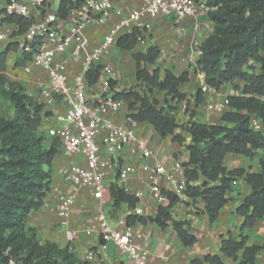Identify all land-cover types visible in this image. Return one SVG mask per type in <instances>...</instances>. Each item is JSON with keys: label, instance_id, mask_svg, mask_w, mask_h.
Instances as JSON below:
<instances>
[{"label": "trees", "instance_id": "16d2710c", "mask_svg": "<svg viewBox=\"0 0 264 264\" xmlns=\"http://www.w3.org/2000/svg\"><path fill=\"white\" fill-rule=\"evenodd\" d=\"M205 1L214 8L207 13L213 31L201 42L202 55L195 67L203 74L205 84L215 91L231 84L239 92L227 96L228 105L220 117L227 126L197 123L193 111H187L186 125L177 122L176 110L170 103H184L188 107L190 100L182 93L181 86L189 82V75L184 71L175 76L158 67L150 72L147 66L154 65L160 55L156 46L131 54L136 83L143 88L141 94L133 89L115 92L114 81H108V85L113 98L127 104L129 117L151 125L161 138L170 137L172 143L187 150L188 162L181 164L187 182L185 194L190 199L204 201L210 224L226 205L234 181L243 178L250 193L235 209V214L242 218L243 231L252 229L264 217V163L260 161V172L253 173L227 170L223 162L227 154L252 158L257 152L264 153V0ZM75 7L76 3L60 1L57 18L66 20ZM1 21L15 24L17 30L13 36L22 34L30 22L17 16H6ZM143 39V33L134 28L117 38L115 46L132 51ZM17 48V43H9L0 52V100L12 110L10 117L0 118V264H87L74 256L71 245L59 248L50 241L40 243L36 230L27 223L29 215L43 207L51 190L52 165L60 148L55 138L47 140L40 134L44 119L51 113L45 112V105L24 86L6 76L8 55ZM29 59L30 55L20 54L13 68H23ZM100 70L101 66L89 70L88 86L99 81ZM236 81L242 86L236 85ZM155 92L165 97V108L148 97ZM193 100L198 107L204 101V93L197 89ZM254 119L261 131L253 129ZM178 131L189 136L188 145ZM199 179H202L199 185H191ZM109 194L116 210L124 204L132 208L137 203L118 183L109 186ZM168 199L167 205L157 208L154 217H129L127 225L152 223L162 231L171 226L184 247L195 245L197 238L185 228L186 223L171 216L170 210L179 199L171 194ZM262 250L264 246L249 245L246 236L240 235L235 241L228 233L221 237V255H206L191 264H222V256L231 258L235 264H255L256 255Z\"/></svg>", "mask_w": 264, "mask_h": 264}, {"label": "crops", "instance_id": "0c3cea01", "mask_svg": "<svg viewBox=\"0 0 264 264\" xmlns=\"http://www.w3.org/2000/svg\"><path fill=\"white\" fill-rule=\"evenodd\" d=\"M55 1L58 2L57 0H50V7L55 4ZM23 2L28 4L31 0H23ZM138 5L139 3L137 1L115 0L113 2L112 13L105 23L94 25L92 28L86 26L81 30L85 39L83 53L76 58H70V51L68 52L69 55H67V75L69 79H72L81 70L83 56L99 46L108 31ZM143 23L148 25V28L143 33L144 39L136 45L135 49L132 51H123L116 46H112L109 48L108 54L101 58L100 66L107 65L113 70L114 82L116 83L114 91L118 92L129 89L136 84L135 64L131 58V54L143 52L149 46H156L160 50V55L154 65L159 66L161 71L167 69L175 76H178L184 71L188 72L189 82L181 86V91L187 96V99L191 100V94L199 87L201 80V73L197 70V74H195V71H193L195 64L192 59V43L195 40L202 42L209 36L213 31V24L209 21L207 15L200 16L197 19L185 17L181 20H176L170 16L155 15L144 17ZM196 26H198V30ZM57 28L64 33L67 30V25L65 22H58ZM16 30L15 24L3 23L0 20V34L6 36L5 40L0 39V52L9 43H16L13 36ZM128 32L129 30L120 33L119 37ZM19 57L20 53L18 52V48L9 53L6 62V76L11 81L19 82L36 99L37 96L33 92V87L38 86V82L41 79H45L46 82V73L40 69L24 71L23 68H13L14 61ZM147 69L149 70L148 66ZM101 88L99 82L93 86H88L87 94L89 98L99 96L102 93ZM221 89L215 93L204 94L203 103L194 109L195 122L227 126L221 121V113L204 111V107L201 108L212 100L221 101L222 98L226 97L222 96L223 92ZM213 94L215 95L213 96ZM232 94L234 92L230 90V92L228 91L224 95L228 96ZM41 96H43L42 93ZM43 99L44 104L50 106L48 108L51 111V116L47 121L43 122L40 128V134L45 139L50 140L47 135L48 130L63 125L58 121V117L62 116L65 111L58 110V107L60 105L63 107L64 105L60 100H56L54 103H57V105H55L54 103L49 104L45 97ZM38 100L41 102L40 99ZM126 105L121 109L120 113L112 116L114 123L118 125L124 123V115L127 112ZM182 107L185 108L184 103L178 105L175 116L179 124L186 125L189 117L183 113V110H181ZM200 109L203 110L201 115L198 112ZM179 111L182 112V115L177 117ZM178 133L183 136L185 145H188L190 143L189 136L183 131H178ZM136 134L147 143L152 153V159L149 161L140 160L138 157L130 155L127 149L117 156V160L128 162L137 168L136 175L132 176L126 183V188L130 195H133L136 191L147 190V166L154 162L163 165L166 171L175 177L183 176V172L178 169V166L187 163L189 159L188 152L183 146L172 143L170 137L161 138L153 127L147 123H138ZM98 142L100 144V137H98ZM100 153L103 158L106 157L102 146H100ZM260 161L264 163V153L261 151L257 152L252 158L227 154L224 158L223 166L227 170L243 169L247 172L258 173L260 172ZM75 164L84 166L83 160L78 156L64 157L59 154L55 157L52 165L51 190L43 207L38 212L30 214L27 223L30 228L36 230L37 239L40 243L50 241L55 243L59 248H65L71 245L74 256L79 261L87 264H98L97 260L88 261L87 251L89 248L98 247L100 238L98 235L86 231L85 228L92 224L94 217L101 211L106 214L108 222L114 224L122 217L126 204L122 205L119 210H116L112 207L113 199L109 191L104 192V202L100 203L91 197L89 191L85 189L77 190L75 187L69 185L65 180V176L69 167ZM201 181L202 179L191 182V185H199ZM105 183L109 189L112 183H117L116 177L114 175L108 177ZM161 186L164 189L170 188V185L165 179L161 181ZM55 188L62 191L64 195L76 194V203L73 205L66 226L61 224V219L56 212V206L60 198L56 194ZM249 193L250 188L243 178H238L234 181L230 192L227 194L228 201L226 205L220 210L217 220L211 224L209 223L208 216L204 212L205 204L201 198H189L186 201L177 202L171 208L170 213L174 220L185 222V228L197 238V243L191 247H184L181 244L171 226L164 231L152 223L144 225L135 224L131 228L142 235L139 243L150 254L149 264H191V261L202 260L206 255H221V237H225L228 233L235 241H238L239 236L243 235L247 237L249 245L264 246V217L258 220L252 229L241 231L242 218L235 214V209ZM142 208L143 217H154L158 206L147 195L144 198ZM189 213L195 215L193 221H187L186 216ZM68 230L75 232V237L72 242H69L66 238V231ZM167 245L169 246L168 259L160 260L158 257L165 253L164 248ZM238 259H240V254H238ZM103 260L107 264H130L118 253L114 246L110 245L106 250V256L103 257ZM222 264H235V262L231 258L222 256ZM255 264H264V250L256 255Z\"/></svg>", "mask_w": 264, "mask_h": 264}, {"label": "built area", "instance_id": "2783aa9c", "mask_svg": "<svg viewBox=\"0 0 264 264\" xmlns=\"http://www.w3.org/2000/svg\"><path fill=\"white\" fill-rule=\"evenodd\" d=\"M57 1L58 3L71 1L77 4L66 20L58 19L56 12L49 10L50 0H31L28 4L23 0H0V20L6 16H17L30 21L22 34L14 36L18 52L30 55L23 70L40 69L44 71L46 82L38 84L39 90L49 104L58 99L65 108L64 114L58 117V121L63 125L49 129L47 135L58 141L62 156H78L84 162V166L75 164L69 167L65 180L77 190L89 191L94 200L103 203L104 192L109 191L105 183L108 177L114 175L118 185L128 193L126 183L137 172L133 164L119 161L117 156L127 149L130 155L149 161L152 159V153L147 143L137 136L138 122L128 116V110L124 115L123 124L118 125L112 120V116L120 113L126 105L123 100L114 99L109 89L108 81L115 80L112 68L107 65L101 67L98 82L102 87V93L95 98H89L87 94L89 70L99 66L101 58L108 54L110 47L115 46L120 33L127 30L130 32L134 28L144 33L148 28V25L143 23L144 17L164 15L176 20L185 17L197 19L207 15L214 8L208 7L205 0H132L137 1L139 5L108 31L99 46L83 56L81 70L69 79L67 75L68 52L70 51V58L81 56L85 45L81 30L86 26L105 23L112 13L115 0ZM58 22H65L66 32L63 33L57 28ZM196 29H199L198 26ZM0 39L5 40L6 36L0 34ZM191 48L192 59L196 65L202 55L201 41L195 40ZM199 89L203 93L216 92L215 89L205 84L203 74H201ZM227 105L226 96L221 101H210L207 109L211 112L222 113ZM252 127L256 131L260 128L257 120H252ZM98 137H100V144ZM100 146L104 148L105 158L101 156ZM178 169L183 172L181 165ZM163 179L170 185L169 189L161 186ZM186 186L184 176L175 177L169 174L158 162L147 166V190L136 191L133 194L137 199L135 206L129 208L125 205L122 217L114 224H110L106 214L101 211L94 217L92 224L85 228L86 231L100 238L98 247L88 249V261L97 260L98 264H107L103 257L106 256V250L110 245L114 246L130 264H149L150 254L139 243L142 235L127 225V219L143 216V201L147 195L158 207L168 204L169 194L176 196L179 201H186L189 199L185 194ZM55 192L60 198L56 212L61 219V224L66 226L73 205L76 203V194L64 195L57 188ZM186 218L187 221H193L195 215L189 213ZM74 237V231H66V238L69 242H72ZM164 252L159 255L160 260L168 259V245L164 248Z\"/></svg>", "mask_w": 264, "mask_h": 264}, {"label": "rangeland", "instance_id": "374dc122", "mask_svg": "<svg viewBox=\"0 0 264 264\" xmlns=\"http://www.w3.org/2000/svg\"><path fill=\"white\" fill-rule=\"evenodd\" d=\"M57 6H58V2H56L55 1V4L53 5V6H51L50 7V11L51 12H55V10H56V8H57ZM92 27H94V25L92 26V25H90L89 26V28H92ZM145 32V31H144ZM99 66L101 65V61L99 62V64H98ZM155 67H158V68H160L159 66H151V65H148V68H149V70L150 71H152ZM198 69H196L195 67H194V70L193 71H195L194 73L195 74H197L196 73V71H197ZM257 72H259V69H258V66H257V70H256ZM41 82H45V79H41V81H39L38 82V84L39 83H41ZM235 84L236 85H238L239 87H241L242 86V84L240 83V82H238V81H236L235 82ZM222 89V92H223V95L222 96H227V95H224L225 93H228V91L230 92V90H232L234 93H239V92H235V90L232 88V85L231 84H225V85H223L222 87H221ZM130 89H133V91H135V92H138V93H142V91H143V88L141 87V84H135L133 87H130L128 90H130ZM197 89H199V87L198 88H196L195 89V91L193 92V94H191V100H190V104L188 105V107H186L185 106V108H181V110H183V113L184 114H187L188 115V113H187V111H193V112H195L194 111V109L196 108V106L194 105V100H193V96H194V94H195V92H196V90ZM123 91V90H122ZM33 92L34 93H36V96H37V98L38 99H40V103H43L44 104V99H43V96H41V91L39 90V88H38V86L36 85V86H34L33 87ZM121 92V91H120ZM208 92H206V94H207ZM213 93V92H212ZM205 94V93H204ZM215 94H213V96H214ZM221 96V97H222ZM148 97L150 98V99H153V100H157L158 102H159V107H162V108H165V106H164V102H163V100L165 99V97L163 96V94H161V93H157V92H155V93H153L152 95H148ZM36 98V100L39 102V100ZM55 105H57V103H54ZM174 108H175V110H177L178 109V103H170ZM45 105V109H44V111L45 112H50L51 113V111H50V109L48 108V107H50V106H48L47 104H44ZM47 105V106H46ZM204 107V111L206 110V111H209L208 109H207V105L205 106H202L201 108H203ZM58 110H60V111H62L63 112V110L65 111V109H64V106L62 107V105H60L59 107H58ZM198 112H200V115H201V113H203V110L202 109H200ZM223 112V111H222ZM219 113V112H218ZM11 114H12V110H11V108L10 107H8L4 102H2V100H0V118H8V117H10L11 116ZM182 115V112L181 111H179V113H178V115H177V117H179V116H181ZM49 118V117H48ZM48 118H45L44 119V122L45 121H47V119ZM257 131H261V128H259ZM41 133H43V132H41ZM50 138V137H49ZM117 218V217H116ZM124 258V257H123ZM125 259V258H124ZM126 260V259H125Z\"/></svg>", "mask_w": 264, "mask_h": 264}]
</instances>
